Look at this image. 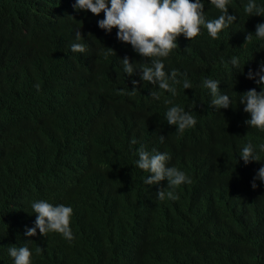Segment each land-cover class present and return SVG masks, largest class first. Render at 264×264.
<instances>
[{
	"label": "trees",
	"instance_id": "trees-1",
	"mask_svg": "<svg viewBox=\"0 0 264 264\" xmlns=\"http://www.w3.org/2000/svg\"><path fill=\"white\" fill-rule=\"evenodd\" d=\"M10 1L12 25L21 17L25 29L14 60L0 62V209L19 191L70 204L71 227L48 241L58 264H264L255 157L264 156V0H254L259 17L245 14L248 0H107L98 10L115 16L118 51L132 46L145 71L172 79L141 94L137 70L122 74L89 104L62 91L71 33H43L35 45L43 10L58 0ZM155 24L163 45L148 35ZM38 96L41 125L31 117ZM167 109L181 115L165 118ZM142 147L163 150L157 165L187 171L179 198L143 184ZM102 180L110 186L97 194Z\"/></svg>",
	"mask_w": 264,
	"mask_h": 264
},
{
	"label": "clouds",
	"instance_id": "clouds-1",
	"mask_svg": "<svg viewBox=\"0 0 264 264\" xmlns=\"http://www.w3.org/2000/svg\"><path fill=\"white\" fill-rule=\"evenodd\" d=\"M106 1L92 0L86 3L85 0H58L43 10L38 22L35 45H38L43 33L51 39H55V32L71 33L68 37L73 42L69 45L70 49H65L70 55L71 64L62 91L65 98L77 103L89 104V95L101 87L114 84L122 74L131 75L136 70L138 81L144 84L141 94L161 90L162 84L172 79L170 75H155L145 71L142 56L132 46L129 52L118 51L115 43L119 42L120 35L113 27L115 16L111 11L98 10ZM11 9L17 12L10 0H0V62L6 63L14 60L17 41L25 29L21 17L16 25H12ZM243 10L247 15L259 17L262 9L254 0H248ZM150 28L148 35L151 42L163 45V25L155 24ZM136 58L139 63L135 62ZM36 59L45 66V59ZM249 81L251 94L258 100L263 93L258 87L259 82L256 78ZM244 97L245 88L240 92L238 100ZM42 103L38 96L31 110L33 119ZM256 106L264 107L259 102ZM172 115L180 116L181 113L167 109L165 118ZM34 120L41 125L39 118ZM66 142L84 144L83 137L78 134H67ZM162 153L163 150L157 147H142L137 152V169L142 173L144 185L179 198L180 189L190 186V178L184 168L173 162L165 167L157 165ZM255 157L260 175L257 189L264 194V156ZM110 183L107 180L100 181L97 194L107 190ZM35 188L40 187L35 185ZM71 215L70 204L19 191L8 208L0 209V228L5 232L4 237H0V264H58L59 255L50 248L48 241L53 237L63 238L62 234L71 227Z\"/></svg>",
	"mask_w": 264,
	"mask_h": 264
},
{
	"label": "bare ground",
	"instance_id": "bare-ground-1",
	"mask_svg": "<svg viewBox=\"0 0 264 264\" xmlns=\"http://www.w3.org/2000/svg\"><path fill=\"white\" fill-rule=\"evenodd\" d=\"M19 48V47H18ZM23 49V48H22ZM36 49V48H35ZM26 52V51H25ZM35 52V51H34ZM32 54V53H31ZM44 73V72H43ZM43 78H45V77H43ZM46 82V81H45ZM43 86V85H42ZM107 87V86H106ZM1 104V103H0Z\"/></svg>",
	"mask_w": 264,
	"mask_h": 264
}]
</instances>
